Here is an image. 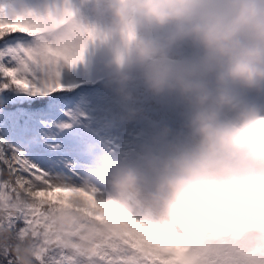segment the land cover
<instances>
[{
    "label": "clouds",
    "instance_id": "obj_1",
    "mask_svg": "<svg viewBox=\"0 0 264 264\" xmlns=\"http://www.w3.org/2000/svg\"><path fill=\"white\" fill-rule=\"evenodd\" d=\"M93 11L104 23L90 26L91 35L81 38L75 15L60 13L59 25L41 39L110 44L103 87L130 100V72L144 69L149 92H178L190 109V142H170L164 126L153 137L159 149L142 145L135 163L118 160L96 174L113 200L153 221L139 234L141 247L167 264H191L184 237L194 258L238 257L251 249L250 264H264V105L246 98L249 91L264 94V0H94ZM185 41L200 54L172 61V49ZM140 115L129 108L119 122ZM73 224V213L56 214L57 229ZM9 236L0 231V246ZM11 251L17 264H33L31 240Z\"/></svg>",
    "mask_w": 264,
    "mask_h": 264
},
{
    "label": "snow or ice",
    "instance_id": "obj_2",
    "mask_svg": "<svg viewBox=\"0 0 264 264\" xmlns=\"http://www.w3.org/2000/svg\"><path fill=\"white\" fill-rule=\"evenodd\" d=\"M60 13L75 15L81 38L91 35L73 0H0V231L10 234L0 264H17L11 250L25 239L33 264H167L139 243L153 221L113 200L96 178L128 159L139 137L120 130L122 109L97 89L99 77L79 70L84 43L41 39ZM58 212L74 214L71 229L56 228ZM180 238L191 264H250L254 255L198 259Z\"/></svg>",
    "mask_w": 264,
    "mask_h": 264
},
{
    "label": "rangeland",
    "instance_id": "obj_3",
    "mask_svg": "<svg viewBox=\"0 0 264 264\" xmlns=\"http://www.w3.org/2000/svg\"><path fill=\"white\" fill-rule=\"evenodd\" d=\"M77 12V18L86 26L98 24L103 26L104 21L101 20L93 11L94 0H73ZM163 32H153V37L163 35ZM89 56L97 57L95 62H99L105 66L107 60L113 56V46L110 44H102L99 42H90L86 48ZM200 54L199 50L194 47L190 41H185L176 45L171 53L170 58L174 62L183 61L185 59L195 58ZM91 60V59H90ZM144 69H133L130 72L132 77L128 85V91L131 94L130 100H123L118 96L113 89H108L105 94L112 98L116 104L122 109L120 114L126 112L129 108L141 110V115L133 122L121 124L122 130L129 139H135L131 147L130 154L126 161L135 163L141 151L142 145H148L154 149H159L160 145L153 144V137L156 133L167 126L170 130L168 140L170 142H190L189 129L187 128V120L190 114V109L187 104L181 99L178 92H172V96L163 93L159 96L153 95L148 91L144 82ZM102 79L101 81L105 80ZM100 83V82H99ZM97 89L104 93V89L97 83ZM246 98L249 101L264 105V94H257L255 91L246 93ZM232 113H226L225 118H231ZM67 195V194H64Z\"/></svg>",
    "mask_w": 264,
    "mask_h": 264
},
{
    "label": "trees",
    "instance_id": "obj_4",
    "mask_svg": "<svg viewBox=\"0 0 264 264\" xmlns=\"http://www.w3.org/2000/svg\"><path fill=\"white\" fill-rule=\"evenodd\" d=\"M96 59H97V57L89 56L88 52L86 51L85 52V65H82L79 70L80 71H87V72L92 73L95 76H98L99 77L98 84H99L100 88L102 87L104 89V91H102V92H104L103 94H107L106 92L109 91L108 88L103 87L102 83L100 81L104 78H107V76L110 74V70L107 69L105 66H102V64H100L99 62L98 63H97V61L95 62ZM107 61H105V62H107ZM133 69L137 70L140 68H133ZM96 86H98V85L96 84ZM165 93L170 94L171 96L173 94L172 92L171 93L165 92Z\"/></svg>",
    "mask_w": 264,
    "mask_h": 264
}]
</instances>
